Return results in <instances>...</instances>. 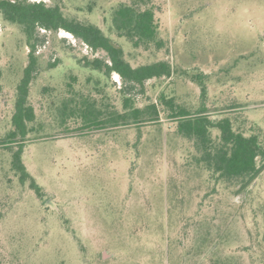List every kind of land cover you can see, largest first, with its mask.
Here are the masks:
<instances>
[{
	"label": "rangeland",
	"instance_id": "rangeland-1",
	"mask_svg": "<svg viewBox=\"0 0 264 264\" xmlns=\"http://www.w3.org/2000/svg\"><path fill=\"white\" fill-rule=\"evenodd\" d=\"M44 1L99 25L133 66L168 60L175 71L130 87L116 72L84 66V56L107 54L68 31L38 29L29 38L0 15V264H264V169L237 192L197 162L164 113L86 130L68 114L86 96L122 110L125 95L144 107L161 92L195 114L203 99L191 75L203 73L208 116L264 133V0H153L164 45L148 49L113 26L115 9L132 0ZM31 43L37 118L23 159L43 197L20 181L2 141L13 128Z\"/></svg>",
	"mask_w": 264,
	"mask_h": 264
},
{
	"label": "trees",
	"instance_id": "trees-1",
	"mask_svg": "<svg viewBox=\"0 0 264 264\" xmlns=\"http://www.w3.org/2000/svg\"><path fill=\"white\" fill-rule=\"evenodd\" d=\"M0 15L9 22L20 24L29 38L35 37L38 29L68 31L87 44L94 53L104 51L107 54L106 59L84 56L81 61L84 66L106 75L116 72L125 83H129L130 87L144 86L152 78L171 77L175 71L168 60L133 66L126 59L124 48L105 34L99 25L65 15L59 4L49 5L44 0H0ZM113 26L117 34L126 37L135 48L148 49L152 45L161 48L164 45V41L158 38L159 25L153 0L121 3L114 11ZM31 47L30 63L18 86L16 110L12 117L13 128L2 141L12 150V168L20 181L29 182L30 188L38 197H43L45 194L43 187L28 171L23 159L27 137L32 132V124L37 118L34 105L29 102L30 85L37 64L35 43H31ZM205 77L203 73L191 75L193 81L201 86L203 99L202 106L195 114L188 106L178 102L176 96H169L164 92L159 94L155 102L144 107H134L133 99L125 95L122 110L117 107L99 108L95 98L86 96L82 101L74 102L68 114L71 117H80L82 125L79 129L86 130L131 121H155L164 113L169 119L177 122V133L193 144L198 153L197 162L203 164L212 177L235 184L236 191L242 192L264 169V133L258 129L247 134L236 128L228 116L218 120L208 116L204 102L208 91ZM67 109V105L64 104L63 112L65 113ZM214 129L218 130V134L213 133Z\"/></svg>",
	"mask_w": 264,
	"mask_h": 264
},
{
	"label": "built area",
	"instance_id": "built-area-1",
	"mask_svg": "<svg viewBox=\"0 0 264 264\" xmlns=\"http://www.w3.org/2000/svg\"><path fill=\"white\" fill-rule=\"evenodd\" d=\"M33 1H41V0H33ZM63 32H66L65 30H62ZM66 35H68V36H73L71 33H69V32H66Z\"/></svg>",
	"mask_w": 264,
	"mask_h": 264
}]
</instances>
